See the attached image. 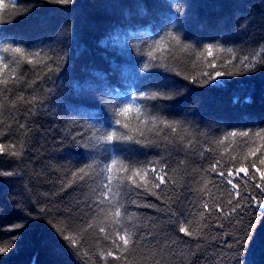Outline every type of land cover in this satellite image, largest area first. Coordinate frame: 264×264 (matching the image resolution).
<instances>
[{"label":"trees","instance_id":"trees-1","mask_svg":"<svg viewBox=\"0 0 264 264\" xmlns=\"http://www.w3.org/2000/svg\"><path fill=\"white\" fill-rule=\"evenodd\" d=\"M262 46L264 0H0V264H264Z\"/></svg>","mask_w":264,"mask_h":264},{"label":"snow or ice","instance_id":"snow-or-ice-1","mask_svg":"<svg viewBox=\"0 0 264 264\" xmlns=\"http://www.w3.org/2000/svg\"><path fill=\"white\" fill-rule=\"evenodd\" d=\"M57 2H61V3H69L70 0H57ZM9 22H10V21H9ZM173 39H175V37H173ZM261 50H262V52H264V46H262V49H261ZM4 51H5V52L11 51V52H13V53H15V54H19L20 56H24V52H23V50L20 49V48H12V49L5 48ZM208 51L211 52V49H209ZM245 61H248V63H245ZM258 62H259V63H264V57H257V56H254V57H252L251 59H249V57H245L244 60L241 61V63L244 65L245 70H249L250 66H251V67H255V65H256ZM29 63H31V60H29ZM213 66H214V65H213ZM222 74H223V73H220V72H217V73H216L217 76H220V75H222ZM228 74H231V73H228ZM12 78L15 79V74H14V73H13ZM4 83H7V80H5ZM171 91H173V89H170V88H167V87H164V88L161 89V92H162L165 96H167V94H168L169 92H171ZM129 110H130V108H129L128 106H126L125 108L121 109V113H123V112H127V111H129ZM116 123L119 124L120 121L117 120ZM125 127H127V125H125ZM172 130H173V131H176V129H175L174 127H173ZM231 135L235 136L236 133L233 132V133H231ZM241 135L247 136V135H249V133H247V132H243V133H241ZM256 135H260V133L258 132V133H256ZM114 138H119V139H131V137H116V133H115L114 131H113V132H109V133H107V134L103 137V139H104L107 143H109V144L113 142ZM138 142H139V141H138ZM2 151H3V149L0 148V152H2ZM11 154H12V155H16L15 152H13V153H11ZM113 163H115V161H113ZM217 163H219V162H217ZM253 167H255V165H253ZM79 171H80V172H85L84 169H80ZM108 171L110 172V171H111V168H109ZM155 171H156V170L153 169V172H155ZM239 171H244L245 174H247V173H246V169H240ZM160 172H163V169H160ZM0 175H9V176H10V175H13V173L0 172ZM74 175H75V174H74ZM85 175H87L86 172H85ZM157 175L159 176L160 183L163 184V183H164V177L161 176V175H159V173H157ZM218 175L223 176V172L218 173ZM228 176H233L232 171H229V172H228ZM80 178L83 179V176H81ZM261 179L264 180V173H261ZM227 183H228V184H231L233 189H236V188L238 187V185H237L236 183H234L233 180H231V179L227 180ZM137 186H139V185H137ZM255 186H256V188H261V185H260L259 183H256ZM105 187L107 188V193L105 194V199H108L109 201H112V200L115 199L116 196L119 195L118 190H117L116 188L113 187L112 179H111V178H109L108 182L105 184ZM154 187H157V188H158L159 185H154ZM261 191H264V188H261ZM236 195L239 196V192H237ZM229 203H231V201H229ZM113 206L116 208V216L119 217V216L121 215V211H120V205H119L118 201H117V203L114 204ZM258 206H259L260 208L264 209V202L259 203ZM205 207L207 208V205H206ZM219 210H220V209L217 208V211H219ZM233 211H235V209H233ZM116 223H117V224L120 223L119 219H117ZM13 227H23V225L20 224V225H15V226H13ZM101 231H103V229H101ZM180 232L184 233L185 235H189V233H188V232L186 231V229L183 228V227L180 228ZM120 238L123 239L125 245H128V244L130 243V240H131L130 237H127V238H126L125 236H121ZM245 238L250 239V238H251V234L246 232V233H245ZM65 239H68V237H65ZM240 243L242 244L243 241H240ZM5 251H7V248L0 247V252H5ZM108 255L111 256V255H112V252H109Z\"/></svg>","mask_w":264,"mask_h":264}]
</instances>
